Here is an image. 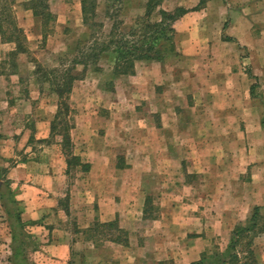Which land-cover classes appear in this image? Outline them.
<instances>
[{
	"label": "rangeland",
	"instance_id": "1",
	"mask_svg": "<svg viewBox=\"0 0 264 264\" xmlns=\"http://www.w3.org/2000/svg\"><path fill=\"white\" fill-rule=\"evenodd\" d=\"M25 1L0 0V182L10 188L27 223L26 252L33 264H175L153 256L149 233L161 229L165 208L180 202L219 207L238 197V212L248 209L246 219L226 234L214 233L203 251L224 250L253 207L264 215V75L261 81L252 74L250 43L253 29L261 26L264 49V0L256 5L259 21L254 0H206L196 10L199 0H160L148 15V0H97L100 37L113 21L125 30L146 18L155 21L159 9L183 7L188 22L179 23L178 35L174 23L173 53L161 61H136L133 75L113 76L112 58L103 55L73 82L63 100L68 108L59 112L55 81L90 44V30L80 0H48L55 21L43 39L40 20L24 8ZM246 21L252 34L240 33V46L236 34ZM188 38L201 47L207 41L238 45L249 94L239 87L220 96L212 90L221 82L199 80L193 54L182 49ZM206 49L201 56L209 58ZM222 106L229 113H213ZM167 147L182 164L164 158ZM196 165L205 172H194ZM52 171L58 176L54 189ZM101 202L122 203L115 218L101 220L104 212L111 214ZM10 245L0 200V264H12ZM247 248L264 264V232L239 245Z\"/></svg>",
	"mask_w": 264,
	"mask_h": 264
},
{
	"label": "trees",
	"instance_id": "2",
	"mask_svg": "<svg viewBox=\"0 0 264 264\" xmlns=\"http://www.w3.org/2000/svg\"><path fill=\"white\" fill-rule=\"evenodd\" d=\"M205 1L199 0L193 10L203 6ZM159 4L160 0H148L146 3L147 15L154 11ZM96 6L97 0H80L82 21L90 30V44L84 45L77 55L70 59L69 66L62 71L59 79L55 81L56 93L59 98L58 112L61 107L67 110L68 106L63 100L65 95L70 93L73 82L81 79V74L89 65L97 66L103 55L112 58V75L119 76L133 75L135 63L138 60L161 61L165 55L173 53L175 51L174 23L188 12L183 7H176L172 11L159 9V19L155 21H151L150 18L143 19L142 22H139L138 27H129L127 30L113 21L110 30L103 37H100L103 24L95 21ZM24 8L31 10L32 14L39 18L42 28L41 34L45 39L48 32L47 28L55 21V15L50 10L48 0H27ZM0 29L1 34L4 35L1 23ZM21 33L22 29H18V35ZM21 44L22 40H18L16 43L18 51H22ZM77 65L82 66L81 73H74ZM252 89L253 85L251 86ZM66 163L68 165L70 161L66 159ZM0 200L10 226L11 263L33 264L26 252L30 241L29 233L25 230L27 223L22 220L18 202L4 181L0 182ZM261 209L260 206L253 207L246 223L234 227L229 244L224 250L203 251L198 260L188 264H257L252 250L249 248L239 249V245L244 240L250 241L251 237L258 232H264V215L261 213ZM239 255H243V263Z\"/></svg>",
	"mask_w": 264,
	"mask_h": 264
},
{
	"label": "crops",
	"instance_id": "3",
	"mask_svg": "<svg viewBox=\"0 0 264 264\" xmlns=\"http://www.w3.org/2000/svg\"><path fill=\"white\" fill-rule=\"evenodd\" d=\"M260 3L261 0H254L253 3L255 7L253 17L257 18L258 21L260 20L262 14L261 9H256V5L258 4L259 8ZM194 12L198 13V11ZM186 16L187 14L175 22V28L177 29L176 35L180 32L178 28L179 23L181 24L183 22V24H187L188 21L186 20ZM246 22L247 23L243 24L242 31H237L238 34H236V37L239 36L240 33L243 35L252 34L251 23L249 21ZM257 28L258 31L253 29L254 36H251L252 40L250 42L252 43L253 48L251 54L254 56L253 58L255 61L253 63L252 74L255 78L259 77L262 81L261 77L264 75V49L262 48L261 43L263 30L261 29V26H258ZM237 40L240 46H244L240 43V36L237 37ZM232 44L234 43L231 41H215L212 44L207 41V43L201 47V45L192 42L191 39L188 38L187 42L182 45L185 46L182 49L184 52L188 50L190 54H193L191 57H193L192 61L195 62L197 66L196 76H198L199 80L203 82H221L223 84L222 86L216 87V90L213 89V92H217L220 96H228L231 91L241 87L242 95L245 94V96H247L249 94L251 81L247 74L243 71L244 68L241 66L244 62L239 60V46L235 44L237 47L235 49V46ZM204 47L207 48V54L211 53L209 58L201 56L204 53L202 52ZM220 48L226 49V51L233 50V52L219 53ZM222 107L223 109L220 107L216 109L221 111H214L213 113H223L224 110L226 113H229L227 108L224 109L225 106ZM191 126L192 123H189L190 128ZM174 144L177 145V142L174 141L173 145ZM161 145L164 147L168 146V144L163 141H161ZM165 150V159L173 161L175 164L176 162H180V164H182V159H179L175 152H172L168 147ZM200 166L196 165V169L193 171L205 172V170L200 168ZM193 171H190L189 169L186 170L187 173ZM49 174L52 179L51 188L54 189V182L58 176H56L53 171ZM34 187L38 191L37 188L39 186L35 185ZM47 188L50 189V187ZM249 198L253 200L252 197ZM230 199L231 201H229V204L225 203L219 207L213 206L212 203L208 202L194 203L193 201L180 202L175 204L173 207H166L165 212L161 213V229L157 226L156 229L149 233V235H152L151 242L154 243V251L152 252L153 256L160 255L157 257L158 260H172L175 264H187L199 258L201 252L205 249L209 239L214 235V233L217 232V234H226L230 231L234 224L246 219L248 209L243 213L238 212L237 205H235L233 201H237L239 198L230 197ZM100 204L108 206L111 211V214L109 215L104 212L105 215L101 216V220L109 221L115 218L117 212L119 213L122 203L113 202L106 204L101 202ZM121 214L125 215L124 213ZM190 234H195L196 236L189 237Z\"/></svg>",
	"mask_w": 264,
	"mask_h": 264
}]
</instances>
